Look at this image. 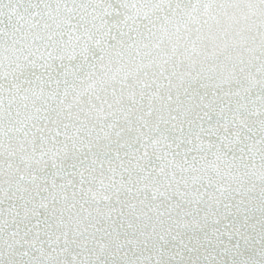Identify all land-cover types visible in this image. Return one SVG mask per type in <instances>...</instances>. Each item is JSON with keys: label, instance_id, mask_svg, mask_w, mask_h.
Segmentation results:
<instances>
[{"label": "snow or ice", "instance_id": "snow-or-ice-1", "mask_svg": "<svg viewBox=\"0 0 264 264\" xmlns=\"http://www.w3.org/2000/svg\"><path fill=\"white\" fill-rule=\"evenodd\" d=\"M0 264H264V0H0Z\"/></svg>", "mask_w": 264, "mask_h": 264}]
</instances>
